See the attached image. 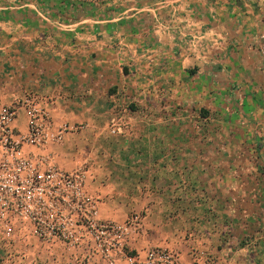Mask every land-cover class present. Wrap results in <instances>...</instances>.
<instances>
[{
    "label": "crops",
    "instance_id": "1",
    "mask_svg": "<svg viewBox=\"0 0 264 264\" xmlns=\"http://www.w3.org/2000/svg\"><path fill=\"white\" fill-rule=\"evenodd\" d=\"M26 95L87 124L39 152L141 217L132 254L264 264V0H0V109Z\"/></svg>",
    "mask_w": 264,
    "mask_h": 264
},
{
    "label": "built area",
    "instance_id": "2",
    "mask_svg": "<svg viewBox=\"0 0 264 264\" xmlns=\"http://www.w3.org/2000/svg\"><path fill=\"white\" fill-rule=\"evenodd\" d=\"M22 111L25 129L14 124ZM85 123L55 126L48 107L26 95L20 108L0 109V235L25 233L38 241L85 248L102 264H184L171 251L148 249L143 257L127 249V236L142 227L134 213L118 222L100 217L98 201L86 187L87 169L65 170L39 151L60 144ZM192 264V263H190Z\"/></svg>",
    "mask_w": 264,
    "mask_h": 264
},
{
    "label": "rangeland",
    "instance_id": "3",
    "mask_svg": "<svg viewBox=\"0 0 264 264\" xmlns=\"http://www.w3.org/2000/svg\"><path fill=\"white\" fill-rule=\"evenodd\" d=\"M0 264L102 263L97 257L88 256L85 248L68 249L58 241H38L28 234L17 233L12 240L0 235Z\"/></svg>",
    "mask_w": 264,
    "mask_h": 264
},
{
    "label": "trees",
    "instance_id": "4",
    "mask_svg": "<svg viewBox=\"0 0 264 264\" xmlns=\"http://www.w3.org/2000/svg\"><path fill=\"white\" fill-rule=\"evenodd\" d=\"M198 70H199L198 64L195 63V64H193V67H191V68L188 69V72H190V73L193 74V73L198 72Z\"/></svg>",
    "mask_w": 264,
    "mask_h": 264
}]
</instances>
